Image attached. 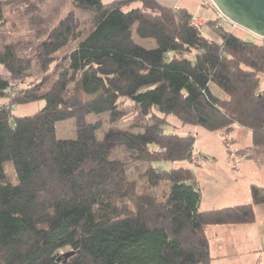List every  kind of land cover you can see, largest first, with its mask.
I'll use <instances>...</instances> for the list:
<instances>
[{
	"label": "trees",
	"instance_id": "obj_1",
	"mask_svg": "<svg viewBox=\"0 0 264 264\" xmlns=\"http://www.w3.org/2000/svg\"><path fill=\"white\" fill-rule=\"evenodd\" d=\"M30 1L0 0V21L7 3L17 9ZM71 1L90 16L84 39L72 10L56 20L30 19L29 28L47 35L30 55L19 44L0 48V264H211L205 228L254 222L264 186L251 185L248 203L201 211L195 174L160 166H198L195 135L164 128L173 116L181 127L223 132L230 152L236 125L249 130L253 147L264 146V41L238 38L218 18L204 23L221 40L206 38L188 8L158 0ZM134 2L140 6L126 10ZM133 25L156 47L135 43ZM33 59L41 81L17 87ZM123 98L134 103L138 121L99 137L103 119L87 122L88 114L117 124ZM41 100L33 115L12 114L16 105ZM69 118L76 138L59 139L55 123ZM112 143L124 145L129 163L148 165L144 189L125 163L109 157Z\"/></svg>",
	"mask_w": 264,
	"mask_h": 264
},
{
	"label": "rangeland",
	"instance_id": "obj_2",
	"mask_svg": "<svg viewBox=\"0 0 264 264\" xmlns=\"http://www.w3.org/2000/svg\"><path fill=\"white\" fill-rule=\"evenodd\" d=\"M4 1V0H3ZM104 2L114 1V0H103ZM160 3L172 7L178 6V7H186L190 10L192 15H196L200 17L203 20V23L206 21V19H217V25L220 24L222 28H224L226 31L232 32L235 36L238 38H243L244 40L248 42H254L257 44H260L264 41V38H260L256 36L254 33L249 32L243 27H238L230 20L226 19L221 15L219 10L212 4L210 0H158ZM30 5L28 8H25L24 6L19 7L16 9L13 4L7 3L5 5V20L0 21V48H2L4 45L7 44H14V45H20L24 48H26L28 54L30 55L32 50L34 49V46L41 41L45 40L47 38V35L43 34L42 32H37L36 29L29 28L30 26H33V24H29L30 19L36 20L38 19L39 15H43L50 19H55L56 16L59 14L62 16V14L66 13L67 11H74L78 18L80 24V32L82 34V39L85 38V36L88 33V30L91 26L90 22V16L86 13H81L77 9L74 8L71 0H31ZM206 3V4H205ZM140 2H134L130 6L126 8L128 10L129 8L139 7ZM59 16V17H60ZM58 19V18H56ZM55 19V20H56ZM136 25H133L131 28L132 32V39L135 43H137L140 46H143L147 49H152L156 47V43L153 40L146 39L139 37L137 33L135 32ZM202 34L207 38L213 39L215 41H220V37L218 33L210 28L208 24L204 23L202 26ZM4 77L7 78V74L5 71L1 70ZM42 74L40 72V69L38 68L35 59H33L32 66L30 71H28V76L23 80L24 82H20V84L17 85V87L20 86H26L29 84L31 86L32 84H36L41 81ZM260 89L264 90V75L261 76L260 79ZM71 87V85H70ZM211 90L212 92L219 96V97H225V94L220 91L215 84L211 83ZM3 100L0 99V103H2ZM45 105L44 101H34L29 104H21L16 105L13 108L12 114L15 116L22 117L24 115H33V113L41 110L43 106ZM120 109L124 111V115L120 122L114 125H110L108 122H106V114H88L87 116V122H94L97 119L101 118L103 119V127L100 131L99 137L104 138L106 134L110 133L113 130H132L131 126L133 123L137 120V109L134 106V103L131 102L128 99L122 100L120 104ZM170 124L167 126V128H164V130L172 132L175 130L176 132L180 133H193L195 135V148H194V162H195V154H201L204 153L209 158H211V154H215L218 156L219 152H222L223 149H225V145L222 142V139H218L217 131L214 132H207L204 129L192 127V126H185L181 127L178 119H175L173 116L168 117ZM56 124V135L59 139H74L76 138V127L74 120L72 118L58 121ZM243 129V130H242ZM248 132V135H245V132ZM199 133V135H198ZM223 136V135H222ZM232 138H235L234 144H231L228 148L231 150L230 153H234L235 149H242V147H245L249 144L250 141V132L246 128H241V130H237L232 134ZM230 139V135L228 137ZM227 140L229 141V139ZM223 146V149H222ZM243 151V150H241ZM107 153L109 157L115 158L120 160L121 162L125 163L126 165V173L127 176L130 177V179L134 182L135 186L138 187L139 190H142L145 188L146 184V174H147V168L148 165H145L143 163H135L131 164L128 162V154L125 151L124 145L112 143L107 144ZM211 153V154H210ZM219 161V160H218ZM179 165H183L187 168H189L193 174L196 173V164L188 162H179V163H168V164H160L162 169L168 170L170 167H178ZM250 168H247L245 173H235V178H237V185L234 187L233 190L236 191L238 187L243 185L247 182V179H256L255 173L259 170H254V167L252 164H248ZM5 171L8 173V176L10 177V182H17L15 177V170H13V166L11 163L6 162L4 165ZM242 191V190H241ZM243 199V195H241Z\"/></svg>",
	"mask_w": 264,
	"mask_h": 264
},
{
	"label": "crops",
	"instance_id": "obj_3",
	"mask_svg": "<svg viewBox=\"0 0 264 264\" xmlns=\"http://www.w3.org/2000/svg\"><path fill=\"white\" fill-rule=\"evenodd\" d=\"M237 130L241 127L235 125L230 138ZM222 133L217 132L220 140ZM195 156L199 162L194 174L200 189L201 211L248 203L251 200V185L264 186V146L253 147L251 138L248 145L235 149L234 153L223 149L218 156L212 153L211 158L204 153ZM249 163L254 170H259L255 173L256 179H247L236 191L233 190L237 185L235 173H245L250 168ZM241 195L244 200H240ZM254 212L256 219L249 224H215L205 228L211 264H264V204L255 206Z\"/></svg>",
	"mask_w": 264,
	"mask_h": 264
},
{
	"label": "water",
	"instance_id": "obj_4",
	"mask_svg": "<svg viewBox=\"0 0 264 264\" xmlns=\"http://www.w3.org/2000/svg\"><path fill=\"white\" fill-rule=\"evenodd\" d=\"M221 15L238 27L264 38V0H210ZM72 253H66L65 257Z\"/></svg>",
	"mask_w": 264,
	"mask_h": 264
},
{
	"label": "built area",
	"instance_id": "obj_5",
	"mask_svg": "<svg viewBox=\"0 0 264 264\" xmlns=\"http://www.w3.org/2000/svg\"><path fill=\"white\" fill-rule=\"evenodd\" d=\"M203 1V0H202ZM206 4V3H205ZM191 25L195 28V29H198V30H200V31H202V26H203V20L200 18V17H198V16H194V15H192L191 16Z\"/></svg>",
	"mask_w": 264,
	"mask_h": 264
}]
</instances>
